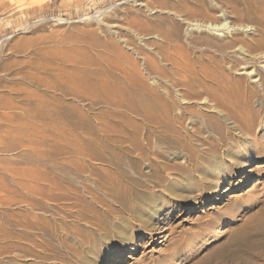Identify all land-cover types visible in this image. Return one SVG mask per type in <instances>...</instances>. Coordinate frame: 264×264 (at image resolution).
Here are the masks:
<instances>
[{
  "label": "rangeland",
  "instance_id": "1",
  "mask_svg": "<svg viewBox=\"0 0 264 264\" xmlns=\"http://www.w3.org/2000/svg\"><path fill=\"white\" fill-rule=\"evenodd\" d=\"M91 1L0 0V40L6 39L0 44V147L2 149L9 147L8 152L0 154V199L5 197V202H11L14 199L16 203H19L16 206L12 205L11 209L22 216L18 218L19 222L23 220L20 222L21 224L30 223L31 226L34 225L38 228V219H42L44 220L42 223L45 226L48 225L46 230H49L48 235H43L44 238L41 233H38L39 230L36 231L37 229L28 233H25L27 230H17V233L23 238L19 244H24L26 249H33L34 256L31 255V258L35 260V264H264V100L260 99L261 106L254 103L257 101L255 98H250L249 101V95H246V92H249L251 84L243 75H240L241 62L235 56H228L227 60L222 62L219 60L218 62L221 64L216 62L218 64L215 65L210 57L213 54L209 53L210 51L202 44L203 34L200 30H197V33L194 31L195 28L189 27L188 30L192 29V34L190 37H184L187 26L179 22V13L184 14L182 12L184 9L193 6V3L188 4L190 0H183L186 8L182 3L177 4V7L174 3L171 5L172 2L168 3L171 7L174 5L175 9L172 7L173 10L169 7L170 5H167L169 7L167 8L166 4L160 0V2L155 0L158 3H155L154 0H108L107 10L99 14L93 13L97 7ZM262 1L229 0L228 6L234 5L238 9L241 8V10L239 9L240 14L242 15L243 12L244 15L237 16L233 20L238 24L245 22L244 25L247 23L249 25L251 18L253 20L264 18V1L261 3ZM211 2L206 0L207 5H218L215 1L213 4ZM241 2L244 4L241 5ZM142 4L146 6L142 7ZM157 4L159 7L162 4L165 5L163 12L160 13L162 8L160 7L159 10ZM181 4L184 9L180 7ZM262 4L263 7H261ZM243 5H246V8ZM255 6H259L258 11ZM189 8L186 9V12H189L187 11ZM174 10L178 13L176 14ZM251 12L252 14H250ZM189 13L187 16L192 17V14L188 15ZM60 17L64 21H61ZM91 17L95 18L90 19ZM41 19H49V21L29 29L26 27L31 21H42ZM160 19L162 23L164 21V27L170 23L167 26L169 29L174 24H178L180 39L175 38L177 41L175 44H177H171L169 53L172 54L174 50V55H172L177 62L186 66L185 73L173 70L167 62V64L164 62L165 60L160 58V55H154L156 48L148 43L156 41L155 43L158 42L160 45L164 44L158 33ZM145 28L150 29L148 33ZM152 28L154 31L157 28V33ZM114 33L118 34V37ZM199 34L202 36L200 37ZM241 35L245 36V34ZM124 37L127 38L125 40L128 45L121 41L124 40ZM128 37H131V40ZM111 42L112 45H118L121 49L117 46L111 48ZM179 42H181V46ZM108 45L111 49L108 48ZM182 45L185 47L183 48ZM196 46H199L201 50L198 51L199 48ZM114 48L120 49L121 53ZM132 49L150 53L151 57L155 56L153 58L160 62L161 67L168 68L169 71H180V74L183 72L181 75L185 78L186 88L189 89H186L187 93L197 96L194 98L197 114L193 116V120H195L189 125L191 131L188 126L189 119L186 117L188 114H185L187 119L184 120L186 123L183 122L182 126L173 125L171 126L173 129L166 130L163 126L167 118L159 113L150 118L157 123L155 125H151L143 115L141 118L143 122L137 118L141 127L139 131L135 130L129 122L133 113L125 100L116 96H107L99 89L95 93H91L80 86V83L84 81H86L84 82L86 87L96 83H108L112 86L118 82L121 87L138 90L139 88L134 85L129 76V72H133L147 86L151 85L150 88L156 89V86L153 85L154 78L152 76L154 75H148L144 70H141L142 68H139V65L138 68L141 71L139 69L136 70L137 72L129 70L130 61L132 62L135 58L137 59L134 61L136 64H139L140 61L136 53L130 54ZM104 50L105 53L102 54ZM111 50L113 51L111 52ZM116 53H119V56ZM110 55H113V58ZM196 55H198V59ZM203 55H206L205 58ZM118 57H121L122 61L121 58L118 61ZM126 61L127 63H125ZM228 61L232 63L229 64ZM226 62L235 67L223 66ZM117 64L118 66H116ZM243 66L248 68L250 65L244 63ZM221 68L222 70H220ZM223 68H227L226 73ZM228 68L233 71L229 69V72ZM216 69L220 73L216 72ZM121 72L123 73L121 74ZM215 73L216 76H214ZM139 74L141 75L139 76ZM119 76H123V79ZM69 77H73L76 84L79 85L76 86L77 89L75 88L77 92L71 93L67 98L68 103L74 106L76 104L70 114L74 122H77L76 126H71L68 121H64L66 133L64 132L62 136L59 135L56 127L52 128V133L50 130L43 129L38 135L35 134L36 136L30 129L16 134L19 128H24L28 124V118L21 117L23 110L20 108L26 109L31 106L26 105L25 102L28 99L31 102L42 98L49 99L51 92L46 90L50 87L49 83L53 84L54 80L55 83L59 82L65 85ZM235 78L242 80L239 89L236 87L237 84L234 85ZM224 79H228L229 82L226 80V83ZM191 82L197 83L196 87L199 86L197 88L200 92L203 91L202 95ZM68 84L70 89L74 88L71 83ZM216 84L219 85L215 86ZM191 89L194 93L188 92ZM221 89L224 93H221ZM203 93H206V96ZM209 93L213 97H210ZM157 94L164 97L160 90ZM240 96L244 100H241ZM201 97H204V100ZM197 98L200 100L196 102ZM209 98L220 102L224 115L221 113L222 116H220L212 111L210 102H206L207 99L210 100ZM200 101L203 103L201 104ZM6 102L13 103L12 106L16 108H1V106L7 105ZM79 102L81 103L79 104ZM197 103L200 107L203 105L202 109L199 110L196 106ZM227 107L228 109H226ZM200 113L202 116H199ZM225 113L228 115L233 113L232 118H228ZM253 113L254 118H252ZM13 116L21 118L17 120V117ZM234 116L238 122L235 121ZM239 117L241 119L243 117V119L241 120ZM199 118L200 121H198ZM207 118H210L212 122ZM229 120L231 123H228ZM121 122H124L123 125ZM204 122L206 123L205 127ZM238 125L241 126V130L238 129ZM141 128H143L142 131ZM192 130L195 133H192ZM158 138H160V142ZM27 139L33 140V143H26ZM42 139L47 140V143L42 144ZM166 141L172 143L168 142L170 144L168 146ZM24 142L25 145H23ZM156 144L157 146H155ZM145 146L149 147L148 149L151 148L152 153ZM10 149L13 153L10 152ZM51 149L53 150L51 151ZM83 150L84 152H82ZM43 177L46 181L38 180ZM36 186L44 190H42L45 193H42L44 196L33 192ZM8 210L11 215L9 208L0 205V218L8 217ZM33 241L34 243L36 241L37 244L30 245V242ZM35 255L37 258H34ZM10 256L1 255V259L2 257L6 258L0 259V263H19L13 260L12 256L11 259Z\"/></svg>",
  "mask_w": 264,
  "mask_h": 264
},
{
  "label": "bare ground",
  "instance_id": "2",
  "mask_svg": "<svg viewBox=\"0 0 264 264\" xmlns=\"http://www.w3.org/2000/svg\"><path fill=\"white\" fill-rule=\"evenodd\" d=\"M155 1V0H154ZM162 3H164V4H166V6L167 5H170V4H168V3H171V5L174 3L176 6L175 7H177V4H179V3H182V4H184L185 5V2L183 1V0H172V1H169V0H160ZM159 0H158V2H160ZM189 1V0H188ZM210 2H211V0H209ZM214 1H215V3L216 4H218V5H207V3H206V0H190V3H188V4H191V3H193L192 5V7L191 8H189V7H187V8H189L187 11H189V12H186V5L185 6H183L184 8H186V9H184L183 7H182V4H181V6L180 7H182L184 10H185V12H184V10L182 11L184 14H186V15H184V14H182L181 12L179 13L180 15H179V18H180V20H179V22H181L182 24H184V25H186L187 27H186V29H185V31H184V37H190L191 36V31H192V29L190 30H188V28L189 27H193V28H195L194 29V31H196L197 32V30H200V32L203 34V36H202V38L201 39H203L202 40V44L205 46V48L207 49V50H209L210 52L209 53H211V54H213V56H211L210 55V57H211V60H212V62H215V65H217L219 62V60H220V62H222V61H225V60H227L226 59V57H228V56H235L237 59H238V61H240L241 62V68H239L238 67V65H237V67L241 70V74L240 75H243L244 76V78H246L247 79V82L248 83H250L251 85L249 86V88L250 89H248V93L246 92V95L248 94L249 95V101H250V98H255L257 101L256 102H254V103H256L257 105H259V106H261V100H264V18L262 17V18H258V19H252L251 18V24H249L248 25V23H247V25H244V23L242 24V23H236L237 21H235V20H233V18H237V16L239 17V16H244L243 15V12H242V15L240 14V10H241V8H237L236 6H232V7H230V6H228L230 3H229V0H213V2H211V4H213L214 3ZM234 1V0H233ZM264 1V0H263ZM263 1L261 2V3H263ZM157 1H155V3H156ZM157 2V3H158ZM153 3V2H152ZM187 3V2H186ZM234 3V2H233ZM248 3V2H247ZM188 4H187V6H188ZM242 4H244L243 2H241V5ZM246 4V3H245ZM249 4V3H248ZM264 4V3H263ZM263 4H262V6L261 7H263ZM153 5V4H152ZM171 5L169 6V7H171ZM235 5H236V3H235ZM238 5V4H237ZM255 5V4H254ZM259 5V4H258ZM140 6V5H139ZM144 6H146L145 4L143 5L142 4V7H144ZM151 6V5H150ZM165 6V5H164ZM163 4H162V6H160L161 8H162V11H160V13L161 12H163ZM179 6V5H178ZM191 6V5H190ZM244 6V5H243ZM246 6V5H245ZM244 6V7H245ZM257 6V5H256ZM255 6V7H256ZM141 7V6H140ZM156 7V6H155ZM157 7H158V9L160 10V7H159V4H157ZM168 6H167V8H169ZM174 9H175V7H174V5L172 6ZM172 7H171V10H173L172 9ZM240 7V6H239ZM148 8H149V6H148ZM148 8H146V9H148ZM167 8H164V9H167ZM179 8V7H178ZM178 8H176V9H178ZM246 8V7H245ZM249 8V7H248ZM250 8H251V6H250ZM257 8V11H258V8H259V6L258 7H256ZM180 9V8H179ZM264 9V8H263ZM153 10H154V8H153ZM157 10V9H156ZM167 10H170V9H167ZM170 10V11H171ZM245 11H247L246 9H244ZM251 10V9H250ZM249 10V11H250ZM256 10V9H255ZM150 11H151V9H150ZM170 11H168V12H170ZM175 11V10H174ZM252 11V10H251ZM264 11V10H263ZM156 12H158V11H156ZM167 12V11H166ZM173 12V11H172ZM176 12V14L178 13L177 11H175ZM253 12V11H252ZM252 12L250 13V14H252ZM260 12V11H259ZM171 13V12H170ZM187 13H189L188 15H190V14H192V17H188L187 16ZM164 14V13H163ZM167 14V13H166ZM253 14H255V13H253ZM257 14V13H256ZM260 14H262V13H260ZM259 14V15H260ZM161 15V14H160ZM173 15H174V13H173ZM248 15V14H247ZM159 16V15H158ZM175 16V15H174ZM177 16V15H176ZM187 16V17H186ZM253 16V15H252ZM251 16V17H252ZM263 16V15H262ZM156 18H157V16H155ZM165 17H166V15H165ZM168 17V16H167ZM247 17V16H246ZM250 17V16H249ZM248 17V18H249ZM261 17V16H260ZM93 18H95V17H91L90 19H93ZM162 18H163V16H162ZM241 18V17H240ZM239 18V19H240ZM245 18V17H244ZM247 18V19H248ZM255 18V17H254ZM164 19V18H163ZM172 19V18H171ZM161 20V19H160ZM242 20V19H241ZM249 20V19H248ZM172 21V20H171ZM178 22V23H179ZM242 22V21H241ZM102 23V22H101ZM166 23H167V21H166ZM99 24V23H98ZM153 24V23H152ZM168 24H170V23H168ZM168 24H167V26H168ZM100 25V24H99ZM104 25V24H103ZM103 25H101V27H102V29H104L103 28ZM148 25V24H147ZM151 25V24H150ZM155 25V24H154ZM163 25H165V23H164V21H163V23H162V20H161V22L159 23V25H158V30H159V37L162 39V41L164 42V44L163 45H160V44H158V42L157 43H155V42H148L151 46H155L154 48H156V51L154 52V55H160V58L161 59H163V60H165L164 62L166 63H168V65L169 66H171V68L173 69V70H180V71H183L184 73H185V70H187V69H185L186 68V66H184V65H182L181 63H179V62H177L175 59H174V57H173V52H174V50H173V52H172V54H170L169 53V51H170V46H171V44L173 45V43L175 44V42H177L176 40H175V38H179V34H178V24L176 25V24H174V26L173 27H170V29H169V27H164ZM117 26H119V25H117ZM138 26V25H137ZM156 26V25H155ZM170 26V25H169ZM113 27V26H112ZM116 27V26H115ZM114 27V28H115ZM143 27V26H142ZM157 27V26H156ZM184 27V26H183ZM151 28V27H150ZM101 29V28H100ZM101 29V30H102ZM110 29H111V27H110ZM131 29V28H130ZM133 29V28H132ZM145 29H147V33H148V31L150 30V29H148V28H145ZM153 29V28H152ZM156 30H157V28H155ZM143 30V29H142ZM156 30L154 31V29H153V31L154 32H156ZM104 31V30H103ZM117 31V30H116ZM152 31V30H151ZM113 32V31H112ZM101 33V32H100ZM108 33V32H107ZM110 34H111V32H109ZM145 33V32H144ZM150 33V32H149ZM153 33V32H152ZM157 33V32H156ZM155 33V34H156ZM198 33V32H197ZM221 33V34H220ZM102 34V33H101ZM115 34V33H114ZM151 34V33H150ZM241 34H245V36L244 35H241ZM116 35V34H115ZM118 35V34H117ZM116 35V36H117ZM182 35V34H181ZM197 35V34H196ZM107 37H108V35H106ZM146 36V35H145ZM149 36V35H148ZM152 36H154L153 34H152ZM151 36V37H152ZM193 36V35H192ZM195 36V35H194ZM193 36V37H194ZM199 36H200V34H199ZM199 36H198V38H199ZM200 36V37H201ZM118 37V36H117ZM120 37V36H119ZM121 37H122V35H121ZM181 37V36H180ZM196 37V36H195ZM111 38H112V36H111ZM131 37H128V39H130ZM152 38H154V37H152ZM155 38H156V36H155ZM182 38H183V36H182ZM181 38V39H182ZM113 39V38H112ZM120 39V38H119ZM125 39H127V38H125L124 37V40H121L123 43H125V44H127L128 45V43H127V40H125ZM132 39H133V37H132ZM140 39V38H139ZM147 39V38H146ZM157 39V38H156ZM180 39V38H179ZM187 39V38H186ZM190 39V38H189ZM192 39V38H191ZM6 39H3V40H0V44L2 43V42H4ZM108 40V39H107ZM131 40V39H130ZM150 40V39H149ZM193 40V39H192ZM195 40V39H194ZM112 41V40H111ZM114 41V40H113ZM116 41V40H115ZM144 41V40H143ZM201 41V40H200ZM118 42V41H117ZM135 42V41H134ZM133 42V43H134ZM146 42V41H145ZM162 42V43H163ZM161 43V42H160ZM161 43V44H162ZM180 43V46H181V42H179ZM188 44H190L189 42H187ZM186 43V44H187ZM201 43V42H200ZM105 44V43H104ZM104 44H102V45H104ZM118 44V43H117ZM177 44V43H176ZM175 44V45H176ZM111 48L112 47H116L117 46V48H120L121 49V47L120 46H118V45H112V42H111ZM126 45V47H128ZM131 45V44H130ZM129 45V46H130ZM133 45V44H132ZM131 45V46H132ZM135 45V44H134ZM148 45V44H147ZM149 45V46H150ZM193 45V44H192ZM191 45V46H192ZM199 45V44H198ZM109 46V45H108ZM107 46V47H108ZM124 46V45H123ZM183 46V45H182ZM191 46H190V48H191ZM137 47V46H136ZM185 46H183V48H184ZM197 47V46H196ZM105 48V47H104ZM108 48H110V46L108 47ZM110 48V49H111ZM117 48H114V49H116V51H118L119 50V52H120V49H117ZM124 48V47H123ZM123 48H122V50H123ZM129 48V47H128ZM131 48V47H130ZM134 48H135V46H134ZM149 48V47H148ZM173 48V47H172ZM177 48V47H176ZM179 48H182V47H179ZM189 48V47H188ZM197 48H199V46L197 47ZM101 49H103V48H101ZM113 49V50H114ZM126 49V48H125ZM138 49V48H137ZM137 49H136V51L134 50V49H132V50H130V51H132V52H130V54L131 53H136L135 55L136 56H138L139 57V59H140V61L138 62L139 64H136L134 61L135 60H137L136 58H135V60H132V62L130 61L129 62V70H131V71H133L134 70V72H137L138 71V69L139 68H142L141 70H144V72H146V73H148V75H154V76H152L153 78H154V81H153V85L154 86H156V89H154V88H150V86L148 85L147 86V84H145L144 82H142L141 81V79H140V77H137V76H135L134 74H133V72H129V76H130V78H131V80H132V82H134V85L137 87V88H139L138 90H136V88L134 89V88H124V87H121V85L118 83V82H115L112 86H110L108 83H96V84H94L93 86H88V87H86L85 86V84H84V82H86V81H84L83 83H80V86H82V88H85L88 92H91V93H95L98 89H99V91L100 92H102V93H104V94H106L107 96L109 95H111V97H114V96H116V97H118V98H122L123 100H125V102L127 103V105L130 107V109L132 110L131 111V113H133V117L132 118H128L129 119V122H130V124H131V126L135 129V130H138L139 131V128L141 127V124L139 123V122H137V118H139V120H141L142 121V115L144 116V118L145 119H147V121L151 124V125H155V124H157V123H155L154 121H152V120H150V118H152L155 114H163V115H165L166 116V118H167V120L165 121V123H164V126H163V128L164 129H166V130H169V129H171L172 127L171 126H173V125H179V126H182V124H183V122H184V120H186L187 118L189 119V123H188V126L191 124V123H193V121L195 120H193V116H195L196 114H197V111H196V107H194V103H195V99L194 98H196L197 96H195L194 94H188L187 93V90H189V89H187L186 88V83H185V78L183 77V75H181L179 72L180 71H173L172 69V71H169L168 70V68L167 69H165V67L163 68V66L161 67L160 66V62H158V61H156L153 57H155V56H153V57H151L149 54H148V52L147 53H143L142 51H140V52H138L137 51ZM143 49V48H142ZM151 49V48H150ZM186 49V48H185ZM113 50H111V52L113 51ZM127 50V49H126ZM125 50V51H126ZM149 50V49H148ZM181 50V49H180ZM179 50V51H180ZM199 50H201V48H199L198 49V51ZM203 50V49H202ZM205 50V49H204ZM110 51V50H109ZM108 51V52H109ZM115 51V50H114ZM115 51V52H116ZM128 51H129V49H128ZM152 51H153V49L151 50V53H152ZM184 51V50H183ZM101 52V51H100ZM108 52H106V53H108ZM150 52V51H149ZM204 52H206V51H204ZM208 52V51H207ZM105 53V50H104V52L102 53V54H104ZM114 53V52H113ZM121 53V52H120ZM182 53V52H181ZM187 53V52H186ZM185 53V54H186ZM189 53V52H188ZM203 53V52H202ZM110 54H112V53H110ZM117 54V53H116ZM115 54V55H116ZM119 54V53H118ZM117 54V55H118ZM125 55H126V53H124ZM148 54V55H147ZM176 54V53H175ZM178 54H180V53H178ZM177 54V55H178ZM204 54V53H203ZM207 54V53H206ZM134 55V56H135ZM170 55H172V56H170ZM207 55H209V54H207ZM102 56H104V55H102ZM111 56V55H110ZM113 56V55H112ZM111 56V57H112ZM119 56V55H118ZM132 56V55H131ZM131 56H129L130 58H131ZM133 56V57H134ZM197 56L198 55H196V58H197ZM201 56H202V54H201ZM206 56V55H205ZM205 56L203 55V57L205 58ZM107 57H109L108 55H107ZM117 57V56H116ZM115 57V58H116ZM123 57H125V56H123ZM195 57V56H194ZM208 57V56H207ZM99 58H100V54H99ZM113 58V57H112ZM111 58V61L113 60ZM119 58H121V57H118L117 58V60L119 59ZM184 58V57H183ZM209 58V57H208ZM101 59V58H100ZM125 59H127V58H125ZM124 59V60H125ZM131 59H133V58H131ZM180 59H182V58H180ZM190 59V58H189ZM198 59V58H197ZM207 59V58H206ZM102 60H103V58H102ZM102 60H100L101 62H102ZM106 60V59H105ZM109 60V59H108ZM120 60V59H119ZM118 60V61H119ZM177 60H178V58H177ZM201 60H202V58H201ZM208 60H210V58L208 59ZM232 60V59H231ZM233 60H234V58H233ZM97 61V60H96ZM121 61H122V58H121ZM129 61V60H128ZM179 61V60H178ZM181 61V60H180ZM230 61V60H229ZM228 61V62H229ZM236 61V60H235ZM106 62V61H105ZM116 62V61H115ZM184 62V61H183ZM196 62V61H195ZM198 62H199V60H198ZM210 62V61H209ZM209 62H208V64H209ZM216 62H218L217 64H216ZM113 63V62H112ZM118 63V62H117ZM121 63V62H120ZM124 62H122V64H123ZM125 63H127V61L125 62ZM125 63H124V65H125ZM166 63V64H167ZM205 63V62H204ZM230 63H232V62H229V64ZM244 63H246V65L247 64H249L250 66L248 67V68H246V67H244L243 66V64ZM100 64V63H99ZM119 64V63H118ZM118 64L116 65V66H118ZM197 63H195V65H196ZM210 64H212V63H210ZM219 64H221V63H219ZM229 64H227V62L223 65V66H226V65H228L229 67H235V66H232V65H229ZM236 64V63H235ZM238 64V63H237ZM106 65H107V63H106ZM112 65V64H111ZM123 65V66H124ZM138 65H139V68H138ZM97 66V65H96ZM121 66V65H120ZM127 66V65H126ZM125 66V67H126ZM166 66V65H165ZM193 66V65H192ZM197 66V65H196ZM201 66V65H200ZM207 66V65H206ZM211 66V65H210ZM212 66L214 67V65L212 64ZM220 66V65H219ZM222 66V65H221ZM79 67V66H78ZM112 67V66H111ZM209 67V66H208ZM212 67V68H213ZM218 67V66H217ZM122 69H123V67H121ZM170 68V67H169ZM194 68V67H193ZM193 68L190 70L191 72H192V70H193ZM201 68V67H200ZM210 68V67H209ZM220 68V67H219ZM98 69V68H97ZM120 69V68H119ZM126 69V68H125ZM195 69V68H194ZM196 69H198V68H196ZM224 70H225V73H226V69L227 68H223ZM230 68H228V70H229ZM239 69H237V70H239ZM127 70V69H126ZM137 70V71H136ZM140 70V69H139ZM140 70V71H141ZM211 70V69H210ZM217 70V69H216ZM220 70H222V68L220 69ZM227 70V71H228ZM230 70H232V69H230ZM230 70H229V72H230ZM99 71V70H98ZM198 71V70H197ZM233 71V70H232ZM235 71H236V69H235ZM100 72V71H99ZM118 72V71H117ZM128 72V71H127ZM211 72V71H210ZM216 72H218V70L216 71ZM97 73V72H96ZM104 73H106V72H104ZM103 73V74H104ZM123 72H121V74H122ZM125 73V72H124ZM139 73V72H138ZM137 73V74H138ZM142 73V72H141ZM189 73V72H188ZM196 73V72H195ZM200 73H201V71H200ZM203 73H204V71H203ZM214 73V72H213ZM218 73H220V72H218ZM234 73V72H233ZM193 74V73H192ZM191 74V75H192ZM229 74V73H228ZM235 74H236V72H235ZM238 74V73H237ZM120 75V74H119ZM141 74H139V76H140ZM142 75H143V73H142ZM220 75V74H219ZM222 75H224V74H222ZM239 75V76H240ZM110 76H111V74H110ZM117 77H118V75H116ZM190 76V75H189ZM192 76H194V75H192ZM199 76V75H198ZM200 76H201V74H200ZM214 76H216V73L214 74ZM238 76V77H239ZM94 77V76H93ZM93 77H91L92 79H93ZM120 77V76H119ZM122 77V78H121ZM120 78L121 79H123V76H121ZM196 77V76H195ZM205 77V76H204ZM220 77V76H219ZM223 78H225L224 76H222ZM222 77H221V79H222ZM229 77V76H228ZM237 77V78H238ZM242 77V76H241ZM90 78V79H91ZM100 78V77H99ZM112 78H113V76H112ZM150 78V77H149ZM191 79H192V77H190ZM218 78V77H217ZM230 78V77H229ZM233 78V77H232ZM94 79H95V77H94ZM125 79V78H124ZM198 79V78H197ZM197 79H195V80H197ZM201 79V78H200ZM210 79V78H209ZM99 80V79H98ZM111 80V79H110ZM146 80H148V79H146ZM145 80V81H146ZM188 80V79H187ZM194 80V81H195ZM202 80V79H201ZM205 80H206V78H205ZM211 80V79H210ZM218 80V79H217ZM223 80V79H222ZM228 82H229V80L228 79H226ZM225 79H224V81H226ZM47 81V80H46ZM192 81H193V79H192ZM208 82H210L209 80H207ZM227 81H226V83H227ZM38 82V81H37ZM53 84H50L49 83V85H50V87H48V88H46V90L47 91H49V92H51V93H53V94H51L50 93V95H49V99H46V98H42V99H37L36 101H29V99L27 100V102H25V104L26 105H31L29 108H26V109H24V108H20L21 110H23V111H21V117H23V118H25V119H27L28 118V124H26L25 125V127L23 128V127H21V128H19L17 131H16V134L17 133H22V131L23 132H25L26 131V129H30V130H32V132H33V134L35 135V134H39L40 132H42V130L43 129H45V130H50V132L52 133V131H53V127H56L57 128V132L59 133V135H63L64 134V132H65V122L64 121H68V123H69V125H71V126H76V124H77V122H74V120H73V118L70 116V114H71V112H73V109H74V107L76 106V104H75V106L74 105H72V104H70V103H68V96L69 95H71V93L72 94H74V93H76L77 92V87L76 86H79V85H77L76 84V80L73 78V77H69L67 80H66V84L65 85H63V84H60L59 82L58 83H55V81L53 80ZM106 82H107V80H106ZM125 82V81H124ZM149 82V81H148ZM201 82V81H200ZM199 82V83H200ZM205 82V81H204ZM215 82H217V81H215ZM234 82V85H236L237 84V88L239 89V88H241V87H239V86H241L240 84L242 83V80L241 79H237L236 80V78H235V81H233ZM35 83V82H34ZM39 83V82H38ZM68 83H71L72 84V86L74 87L73 89H70V86H69V84ZM146 83H147V81H146ZM150 83V82H149ZM148 83V84H149ZM188 83V82H187ZM192 83V82H191ZM218 83V82H217ZM221 83V82H220ZM245 83V82H244ZM247 83V84H248ZM47 84V83H46ZM190 84V83H189ZM188 84V85H189ZM193 84V83H192ZM197 84V83H196ZM196 84H193V87H194V85H195V87H196ZM208 84V83H207ZM224 84V83H223ZM228 84H231V83H228ZM246 84V83H245ZM244 84V85H245ZM83 85H84V87H83ZM201 85H202V82H201ZM204 85V84H203ZM209 85V84H208ZM217 85H219V84H216L215 86H217ZM233 85V83H232V86H234ZM212 86V85H211ZM211 86H207V87H211ZM215 86H214V88H215ZM223 86V85H222ZM224 86H227V85H224ZM188 87V86H187ZM197 87H199V86H197ZM196 87V88H197ZM227 87H229V86H227ZM226 87V88H227ZM76 88V89H75ZM190 88V87H189ZM195 88V89H196ZM217 88V87H216ZM221 88V87H220ZM223 88V87H222ZM232 89H233V87H231ZM243 88V87H242ZM244 88H246V87H244ZM44 89V88H43ZM186 91H185V90ZM198 90H199V88H197ZM45 90V91H46ZM158 90H160L161 92H162V94H163V96L164 97H161L160 95H158L157 94V92H158ZM209 90V89H208ZM214 90V89H213ZM216 90V89H215ZM220 90V89H219ZM229 90V89H228ZM241 90V89H240ZM239 90V91H240ZM193 92V90L191 89L190 91H188L189 93H192ZM196 91V90H195ZM218 91V90H217ZM221 91H222V89H221ZM242 91V90H241ZM199 92H200V90H199ZM203 92V91H202ZM202 92H200V95H202L201 93ZM215 92V91H214ZM226 92V91H225ZM230 93H231V91H229ZM243 92V91H242ZM242 92H241V94H242ZM194 93V92H193ZM197 93V92H196ZM212 93V92H211ZM216 93V92H215ZM221 93H224V91H222ZM233 93H235V91H233ZM204 94V93H203ZM206 94V93H205ZM204 94V95H205ZM218 94V93H217ZM220 94V93H219ZM48 95V94H47ZM214 95V94H213ZM221 95V94H220ZM223 95V94H222ZM235 95V94H234ZM245 95V94H244ZM245 95V96H246ZM206 96V95H205ZM209 96H210V93H209ZM239 96V95H238ZM22 97V96H21ZM210 97H213V96H210ZM226 97H227V95H226ZM226 97H223V98H226ZM233 97V96H232ZM26 98V97H25ZM71 98V97H70ZM107 98V97H106ZM110 98V97H109ZM161 98H164V99H161ZM201 98H203V100H204V97H201ZM214 98H215V96H214ZM230 98V97H229ZM239 98V97H238ZM13 99V98H12ZM17 99V98H16ZM16 99H15V101H16ZM193 99V100H192ZM210 100H211V98H209ZM216 99V98H215ZM240 99H241V96H240ZM247 99H248V97H247ZM261 99V100H260ZM19 100V99H18ZM200 99H196V102L197 101H199ZM202 100V99H201ZM208 100L207 99V101H206V99H205V101L208 103V101L210 102V108L212 109V111L213 112H215V113H218V115H220V116H222V114L221 113H223L222 112V110H221V106H220V102H218V101H215V100ZM219 100V99H218ZM229 100V99H228ZM236 100V99H235ZM241 100H244V99H241ZM22 101V100H21ZM73 101H74V99H73ZM72 101V102H73ZM79 101V100H78ZM246 101V100H245ZM248 101V100H247ZM18 102V101H17ZM16 102V103H17ZM23 102V101H22ZM70 102V101H69ZM76 102H77V100H76ZM82 102V101H81ZM81 102H79V104L81 103ZM90 102V101H89ZM201 102V104L203 103L202 101H200ZM226 102V101H225ZM228 102V101H227ZM230 102V101H229ZM238 102V101H237ZM243 102V101H242ZM258 102V103H257ZM7 103V102H6ZM193 103V104H192ZM199 103V102H198ZM198 103L196 104V106H198V108H199V110L200 109H202V106L200 107L199 105H198ZM206 103V104H207ZM239 103H241V102H239ZM1 104V103H0ZM21 104V103H20ZM19 104V105H20ZM23 104V103H22ZM24 104V105H25ZM90 104V103H89ZM200 104V103H199ZM224 104V103H223ZM226 104V103H225ZM227 104H229V103H227ZM248 104V103H247ZM246 104V105H247ZM13 105V103L11 104L10 102L9 103H7V105H4V106H1V108H3V109H15L16 107L15 106H12ZM14 105H15V103H14ZM204 105H205V103H204ZM209 105V104H208ZM207 105V106H208ZM239 105V104H238ZM246 105H244V106H246ZM249 105V104H248ZM91 106V105H90ZM99 106V105H98ZM104 106H106V105H104ZM231 106H233V105H231ZM243 106V108H246V107H244ZM26 107V106H25ZM80 107V106H79ZM92 107V106H91ZM107 107V106H106ZM223 107V106H222ZM235 107V106H234ZM103 108V107H102ZM108 108H109V106H108ZM203 108H206V107H203ZM209 108V109H210ZM241 108H242V106H241ZM81 109V108H80ZM91 109V108H90ZM101 109V108H100ZM110 109V108H109ZM108 109V110H109ZM111 109H112V107H111ZM118 110L120 109V108H117ZM129 109V108H128ZM226 109H228V107L226 108ZM231 109V108H230ZM82 110V109H81ZM84 110V109H83ZM208 110V109H207ZM234 110V109H233ZM10 111H13V110H10ZM110 111H113V110H110ZM123 111V110H122ZM203 111V110H202ZM223 111H224V108H223ZM249 111V110H248ZM84 112V111H83ZM119 112V111H118ZM121 112V111H120ZM209 112V111H208ZM210 112H211V110H210ZM226 112V111H225ZM246 112H247V110H246ZM253 112V111H252ZM255 112V111H254ZM15 113V112H14ZM13 113V114H14ZM85 113V112H84ZM125 113H126V111H125ZM237 113V112H236ZM239 113V112H238ZM12 114V113H11ZM185 114H188L186 117L187 118H185ZM201 114V113H200ZM199 114V116H202V114L200 115ZM203 114H204V112H203ZM206 114V113H205ZM226 114V113H225ZM232 114L233 113H231L230 115H228V114H226V115H228L227 117L228 118H232ZM123 115V114H122ZM216 115V114H215ZM223 115H224V113H223ZM238 115V114H237ZM237 115H235V116H237ZM243 115V114H242ZM7 116V115H6ZM12 116V115H11ZM15 117V116H13L14 118H16L17 120H20V118L21 117ZM113 116H115V115H113ZM125 116V115H124ZM198 116V117H199ZM204 116V115H203ZM211 116V115H210ZM234 116V117H235ZM85 117V116H84ZM110 117V116H109ZM126 117V116H125ZM197 117V118H198ZM206 117V116H205ZM204 117V118H205ZM208 117V116H207ZM212 117H213V114H212ZM217 117V116H216ZM216 117H215V119H216ZM224 117V116H223ZM240 117H241V115H240ZM239 117V118H240ZM255 117V115H254V113H253V115H252V118H254ZM194 118H196V117H194ZM200 118H202V117H200ZM200 118L198 119V121H200ZM214 118V117H213ZM225 118V117H224ZM236 118V117H235ZM82 119V118H81ZM90 119V118H89ZM92 119V118H91ZM127 119V118H126ZM125 119V120H126ZM208 119V118H207ZM223 119V118H222ZM241 119V118H240ZM242 119H243V117H242ZM241 119V120H242ZM87 120V119H86ZM110 120V119H109ZM115 120V119H114ZM208 120H211L210 118L208 119ZM218 120V119H217ZM8 121V120H7ZM92 121V120H91ZM98 121V120H97ZM117 121V120H116ZM146 121V123H148ZM206 121V120H205ZM230 121V120H229ZM235 121H237V118H236V120ZM255 121V120H254ZM95 122V121H94ZM102 122V121H101ZM100 122V123H101ZM107 122V121H106ZM126 122V121H125ZM128 122V123H129ZM143 122V121H142ZM203 122V121H202ZM201 122V123H202ZM207 122V121H206ZM210 122V121H209ZM211 122H212V120H211ZM210 122V123H211ZM233 122V121H232ZM238 122V121H237ZM243 122V121H242ZM250 122H251V120H250ZM10 123H11V121H10ZM79 123V122H78ZM90 123V122H89ZM120 123V122H119ZM123 123L124 122H121V125H123ZM128 123H127V125H128ZM184 123H186V121L184 122ZM196 123V122H195ZM194 123V124H195ZM198 123V122H197ZM218 123V122H217ZM228 123H231V121L230 122H228ZM233 123H235V124H237L236 122H233ZM67 124V123H66ZM149 124V125H150ZM205 122H204V127H205ZM207 124H208V122H207ZM241 124V123H240ZM251 124V123H250ZM99 125V124H98ZM185 125V124H184ZM232 125V124H231ZM234 125V124H233ZM232 125V126H233ZM242 125V124H241ZM247 125V124H246ZM79 126V125H78ZM85 126V125H84ZM91 126V125H90ZM95 126V125H94ZM160 126V125H159ZM197 126V125H196ZM195 126V127H196ZM201 126V125H200ZM87 127V126H86ZM91 127H93V126H91ZM107 127V126H106ZM142 127H144V126H142ZM157 127V126H156ZM186 127H187V125H186ZM202 127V126H201ZM235 127V126H234ZM238 127V129L239 130H241V126L240 125H238L237 126ZM236 127V128H237ZM248 127V126H247ZM72 128V127H71ZM79 128V127H78ZM110 128V127H109ZM118 128V127H117ZM123 128V127H122ZM176 128V127H175ZM84 129H86V128H84ZM105 129V128H104ZM128 129V128H127ZM132 129V128H131ZM142 129L143 128H141L140 130L142 131ZM149 129V128H148ZM155 129V128H154ZM173 129V128H172ZM182 130H183V128H181ZM180 129V130H181ZM187 129V128H186ZM186 129H184L185 131H186ZM191 129V126H189V130ZM196 129V128H195ZM204 129H206V128H204ZM235 129V128H234ZM237 129V130H238ZM254 129V128H253ZM15 130V129H14ZM56 130V129H55ZM70 130V129H69ZM73 130H74V128H73ZM92 130V129H91ZM158 130V129H157ZM181 130V131H182ZM203 130V129H202ZM236 130V131H237ZM75 131V130H74ZM83 131V130H82ZM117 131V130H116ZM147 131V130H146ZM151 131V130H150ZM170 131H173V130H170ZM180 131V132H181ZM191 131V130H190ZM197 131V130H196ZM263 131H264V120H263ZM76 132H78V131H76ZM89 132V131H88ZM120 132V131H119ZM122 132H123V130H122ZM148 132V131H147ZM154 132V131H153ZM174 132H175V129H174ZM177 132V131H176ZM241 132V131H240ZM66 133V132H65ZM86 133V132H85ZM142 133V132H141ZM144 133V132H143ZM149 133V132H148ZM163 133V132H162ZM168 133V132H167ZM169 133H171V132H169ZM192 133H195V132H193V130H192ZM198 133V132H197ZM30 134V133H29ZM32 134V133H31ZM32 134V135H33ZM44 134H46V133H44ZM132 134H134V133H132ZM140 134V133H139ZM166 134V133H165ZM175 134V133H174ZM176 134H178V133H176ZM180 134V133H179ZM183 134V133H182ZM51 135V134H50ZM55 135V134H54ZM137 135H138V132H137ZM153 135H155V134H153ZM157 135V134H156ZM161 135V134H160ZM23 136V135H22ZM28 136V135H27ZM36 136V135H35ZM77 136V135H76ZM136 136V135H135ZM152 136V135H151ZM159 136V135H158ZM165 136V135H164ZM167 136H169V135H167ZM175 136V135H174ZM178 136V135H177ZM187 137L189 136V135H186ZM51 137H52V135H51ZM54 137V136H53ZM160 137V136H159ZM172 137V136H171ZM176 137V136H175ZM181 137V136H180ZM183 137V136H182ZM185 137V136H184ZM186 137V138H187ZM252 137V136H251ZM56 138V137H55ZM61 138V137H60ZM161 138V137H160ZM160 138H158L159 139V142H160ZM164 139H165V137H163ZM168 138V137H167ZM192 138V137H191ZM190 138V139H191ZM22 139H24V138H22ZM134 139V138H133ZM138 139H141V138H138ZM148 139V138H147ZM150 139V138H149ZM151 139H152V137H151ZM173 139H174V137H173ZM177 140L179 139V138H176ZM181 139V138H180ZM185 139V138H184ZM57 140H59V139H57ZM169 140V139H168ZM172 140V139H171ZM186 140H188V139H186ZM22 141V140H21ZM35 141V140H34ZM42 142V144H46L47 143V140H44V139H42L41 140ZM62 141V140H61ZM137 141V140H136ZM139 141V140H138ZM137 141V142H138ZM161 141H163L162 139H161ZM165 141V140H164ZM190 141V140H189ZM23 142V141H22ZM25 142L26 143H33V140H30L29 141V139H27V140H25ZM25 142H24V144L23 145H25ZM60 142V141H59ZM112 142V141H111ZM135 142V141H134ZM143 143H144V141H142ZM141 142V143H142ZM151 142V141H150ZM157 142V141H156ZM167 142V141H166ZM169 143L171 142V141H168ZM168 142H167V145L169 146L170 144H168ZM182 142V141H181ZM185 142V141H184ZM53 143V142H52ZM90 143V142H89ZM148 143V142H147ZM163 143H165V142H163ZM172 143V142H171ZM57 144V143H56ZM134 144H136V143H134ZM139 144V143H138ZM146 144V143H145ZM158 144V143H157ZM157 144L155 145V146H157ZM185 144H189V143H185ZM19 145V144H18ZM41 145V144H40ZM48 145V144H47ZM69 145V144H68ZM133 145V144H132ZM144 145V144H143ZM160 145V144H159ZM181 145V144H180ZM62 146V145H61ZM67 146V145H66ZM135 146V145H134ZM151 146V145H150ZM153 146V145H152ZM161 146V145H160ZM186 146V145H185ZM141 147V146H140ZM189 147V146H188ZM15 148V147H14ZM139 148V147H138ZM143 148V147H142ZM145 148H147V146H145ZM149 148V147H148ZM147 148V150H150V149H148ZM8 149H9V147H7V149H2L1 147H0V154L2 153V152H8ZM28 149V148H27ZM36 149V148H35ZM89 149V148H88ZM134 149H135V147H134ZM137 149V148H136ZM144 149V148H143ZM143 149H141V150H143ZM12 149H10V152H12L11 151ZM53 149H51V151H52ZM138 150V149H137ZM137 150H135V151H137ZM17 151V150H16ZM30 151V150H29ZM38 151V150H37ZM41 151V150H40ZM65 151V150H64ZM90 151V150H89ZM94 151V150H93ZM99 151V150H98ZM105 151V150H104ZM139 151V150H138ZM152 150H150V152H151ZM15 152V151H14ZM56 152V151H55ZM58 152V151H57ZM82 152H84V150L82 151ZM85 152H86V150H85ZM140 152V151H139ZM144 152V151H143ZM13 153V152H12ZM42 153V152H41ZM64 153V152H63ZM152 153V152H151ZM3 154V153H2ZM28 154V153H27ZM34 154H36V153H34ZM90 154V153H89ZM94 154V153H93ZM96 154H98V153H96ZM136 154V153H135ZM143 154V153H142ZM14 155H15V153H14ZM55 155H56V153H55ZM60 155V154H59ZM65 155V154H64ZM91 155V154H90ZM103 155V154H102ZM10 156V155H9ZM17 156V155H16ZM52 156V155H51ZM54 156V155H53ZM52 156V157H53ZM75 156H77V155H75ZM88 156V155H87ZM189 156V155H188ZM19 157V156H18ZM40 157V156H39ZM55 157H58V156H55ZM54 157V158H55ZM60 157V156H59ZM58 157V158H59ZM63 157V156H62ZM73 157V156H72ZM79 157V156H78ZM85 157V156H84ZM83 157V158H84ZM101 157V156H100ZM102 157H104V156H102ZM14 158V157H13ZM12 158V159H13ZM25 158V157H24ZM32 158V157H31ZM35 158V157H34ZM49 158H50V156H49ZM70 158V157H69ZM74 158V157H73ZM90 158V157H89ZM92 158V157H91ZM90 158V159H91ZM97 158V157H96ZM3 159V158H2ZM29 159V158H28ZM86 159H87V157H86ZM95 159V158H94ZM94 159H93V161H94ZM105 159V158H104ZM38 160H40V159H38ZM55 160V159H54ZM59 160V159H58ZM88 160V159H87ZM156 160V159H155ZM42 161H43V158H42ZM57 161V160H56ZM95 161H97L96 159H95ZM52 162V161H51ZM102 162V161H101ZM44 163V162H43ZM30 164V163H29ZM40 164V163H39ZM42 164V163H41ZM37 165V164H36ZM43 165V164H42ZM101 165V164H100ZM182 165V164H181ZM52 168V167H51ZM181 168H182V166H181ZM184 171V170H183ZM15 173V172H14ZM41 175V174H40ZM18 176V175H17ZM15 177V176H14ZM13 177V178H14ZM45 177H43V178H39L38 180L39 181H46V179H44ZM101 178V177H100ZM134 178V177H133ZM37 180V181H38ZM134 180V179H133ZM38 181V182H39ZM48 181V180H47ZM37 182V183H38ZM100 182V181H99ZM41 183V182H40ZM107 184V183H106ZM110 184V183H109ZM27 186V185H26ZM23 187V186H22ZM21 187V188H22ZM96 187V186H95ZM26 188V187H25ZM24 189V188H23ZM27 189V188H26ZM35 190L33 191L34 193H36V194H38V195H40V196H44V192H42V190L43 189H40V187H35L34 188ZM22 190V189H21ZM24 191V190H23ZM31 191V190H30ZM44 191V190H43ZM32 192V191H31ZM26 193H28V191H26ZM42 193H44V194H42ZM78 194V193H77ZM90 194V193H89ZM124 194V193H123ZM34 196V195H33ZM31 197V196H30ZM5 198V197H4ZM4 198H2V199H0V205L2 206V207H7V208H9L10 210H11V215L8 213V212H10L9 210L7 211V213L9 214V216L8 217H6V218H0V257H1V255H3V256H5V255H11L14 259L13 260H15V261H17V262H19V263H17V264H35L36 262H35V260L33 259V258H31V255H33V249L32 250H29V249H26L23 245H20L19 243H20V241L23 239L22 238V236L19 234V233H17V230H27V231H25V233L27 232H30V231H35L34 229H37L36 231H38V233H41V235L43 236V235H48V231L49 230H46L48 227V225L47 226H45L43 223H42V221H44V220H42V219H38V228L36 227V226H31L30 225V223L28 224V223H26L25 221V223L26 224H21L20 222H22V221H18V218L19 217H22V216H20L19 214H17V212L16 211H13V209H11V206L12 205H14V206H16V205H18L19 203H16L15 202V200L13 199V200H11V202L10 201H7V202H5V200H4ZM41 199H43V198H41ZM45 199V198H44ZM81 203V202H80ZM98 204V203H97ZM20 206V205H19ZM81 206V205H80ZM18 207V206H17ZM28 207V206H27ZM13 208V207H12ZM19 208V207H18ZM3 209V208H2ZM15 209V208H14ZM17 210V209H16ZM29 211V210H28ZM1 213V212H0ZM4 213V212H3ZM2 213V214H3ZM6 213V212H5ZM4 213V214H5ZM6 213V214H7ZM16 213V214H15ZM26 214V213H25ZM24 214V215H25ZM24 215H23V219H24ZM28 215H29V213H28ZM27 215V216H28ZM30 215H31V213H30ZM3 216V215H2ZM1 216V217H2ZM32 216V215H31ZM29 217V218H32V217ZM3 217H5V216H3ZM27 217V218H28ZM25 218H26V216H25ZM34 218H35V216H34ZM37 218V217H36ZM81 219V218H80ZM21 220V219H20ZM31 219H29V221H30ZM33 220V219H32ZM31 222V221H30ZM34 222H35V220H34ZM32 223V222H31ZM46 223V222H45ZM48 223V222H47ZM46 223V224H47ZM37 225V224H36ZM84 228V227H83ZM91 228V227H90ZM89 229V228H88ZM16 231V232H15ZM22 232V231H21ZM24 232V231H23ZM37 233V232H36ZM37 233V234H38ZM33 234H34V232H33ZM36 234V235H37ZM25 235H27V234H25ZM31 235H32V233H31ZM30 235V236H31ZM28 236V235H27ZM38 236H39V234H38ZM49 237V236H48ZM27 238V237H26ZM29 238V237H28ZM27 238V239H28ZM38 238V237H37ZM42 238V237H41ZM43 238H44V236H43ZM45 238H46V236H45ZM32 239V238H31ZM31 239H29V240H31ZM25 240V239H24ZM41 240V239H40ZM26 241V240H25ZM37 241H38V239H37ZM41 242V241H40ZM31 244L30 245H33V244H37L36 243V241H35V243H34V241L33 242H30ZM41 244H43L42 242H41ZM49 244V243H48ZM34 245V246H35ZM44 245H45V242H44ZM30 247V246H29ZM37 247V246H36ZM41 247V246H40ZM48 247V246H47ZM46 247V248H47ZM25 248V249H24ZM49 248V247H48ZM5 254V255H4ZM10 256V257H11ZM29 256V258H27ZM34 256V255H33ZM8 258H9V256H7ZM12 257H11V259H12ZM4 257H2V259H3ZM6 258V257H5ZM4 258V259H5ZM34 258H37V256L35 255V257ZM1 259V258H0ZM1 259V260H2ZM1 262V261H0ZM4 262H2V264H3ZM50 263V262H49ZM1 264V263H0ZM14 264V263H13Z\"/></svg>",
  "mask_w": 264,
  "mask_h": 264
},
{
  "label": "built area",
  "instance_id": "3",
  "mask_svg": "<svg viewBox=\"0 0 264 264\" xmlns=\"http://www.w3.org/2000/svg\"><path fill=\"white\" fill-rule=\"evenodd\" d=\"M92 4L96 5V9L93 10V13L94 14H99L101 13L102 11L104 12L105 10H107L108 6H109V3H108V0H92L91 1ZM61 21H64V19L62 17H60ZM42 21H31V23L27 24L26 27L29 28H32L33 26L37 25V24H41V23H45L47 21H49V19H41ZM52 22H55V21H52Z\"/></svg>",
  "mask_w": 264,
  "mask_h": 264
}]
</instances>
